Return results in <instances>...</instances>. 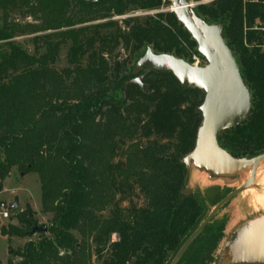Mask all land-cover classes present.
Here are the masks:
<instances>
[{"label": "trees", "instance_id": "1", "mask_svg": "<svg viewBox=\"0 0 264 264\" xmlns=\"http://www.w3.org/2000/svg\"><path fill=\"white\" fill-rule=\"evenodd\" d=\"M169 4L0 0V42L9 49L0 51V185L13 168L36 173L40 211L50 215L47 232L34 233L29 208L10 214L17 224L1 225L0 234L27 240L8 248L17 260L6 264H169L232 191L184 192L182 159L195 145L203 93L156 69L140 74L145 89L130 83L147 47L205 63L175 14L161 10ZM136 11L144 14L129 15ZM194 12L223 25L250 95L249 117L219 132L217 143L234 158L264 153V0H210ZM27 34L35 54L13 42ZM62 48L68 66L56 69ZM230 213L228 201L177 264H218Z\"/></svg>", "mask_w": 264, "mask_h": 264}, {"label": "water", "instance_id": "2", "mask_svg": "<svg viewBox=\"0 0 264 264\" xmlns=\"http://www.w3.org/2000/svg\"><path fill=\"white\" fill-rule=\"evenodd\" d=\"M170 2L172 5L170 11L175 14L178 23L196 42L197 51L203 56L206 64L193 65L171 54L155 53L147 47L144 54L134 64L133 73H138L145 67L148 70L170 71L183 88L198 89L203 93V101L197 107L201 113V122L196 132L195 145L192 152L183 157L184 164L187 156L194 155L200 162L223 172L239 170L248 165L252 167L250 177L241 186L219 200L204 220L183 241L169 262V264H177L187 247L221 207L252 183L258 166L264 162V153L252 158H234L218 145L219 132L236 127L249 117L251 108L249 91L241 79L232 52L223 38V25L221 23L208 24L195 12L191 15L189 10L191 6L187 0H170ZM141 78L142 76L133 79L130 83L138 84L145 89ZM2 208L15 213L19 206L16 202H12L3 204ZM29 215L31 216V213ZM32 232L46 233L47 225L36 224L32 227Z\"/></svg>", "mask_w": 264, "mask_h": 264}, {"label": "rangeland", "instance_id": "3", "mask_svg": "<svg viewBox=\"0 0 264 264\" xmlns=\"http://www.w3.org/2000/svg\"><path fill=\"white\" fill-rule=\"evenodd\" d=\"M190 3V13L193 14L195 7L200 3H206L210 0H187ZM171 2L169 5H166L162 11H170ZM134 14H144L141 11L132 12L129 15ZM125 16L114 17L113 19L117 20L120 24V19ZM13 18L19 20V22H33L30 17L20 18L17 15H14ZM1 24V22H0ZM34 34H27L22 36H17L13 38V42L19 45L29 54H35L34 51ZM43 49H40L39 53ZM0 51L8 53L7 43L0 42ZM123 55V52H121ZM66 48H62L59 51L58 58L55 63L56 69H61L68 66L66 61ZM193 54H191L192 56ZM206 62L202 63L200 66L205 65ZM148 68H144L138 74L136 78L140 77L142 72L147 71ZM142 76V75H141ZM135 78V79H136ZM185 165L187 167V187L184 192L189 194L191 192L199 190L204 191L205 188L213 185L228 187L234 190L241 186L251 175L252 167L250 165L244 166L239 170L223 172L217 169H214L207 165L206 163L200 162L194 155H189L185 158ZM0 201L3 204H11L16 202L19 206L18 210H24L29 208L31 216L36 219L38 225L47 224L50 215L41 213L40 205V185L39 179L36 173H22L18 172L13 168L7 178H5L0 185ZM140 202L139 199H137ZM230 212L233 213V216H230L227 225V238L224 242V250L222 251L220 260L218 264H233V259L235 257V236L231 240V234L236 232V228L239 229V233L243 232V239L246 231H243L245 226H243V221L241 218H250L251 216H262L264 218V162L261 163L254 175L252 183L243 191L235 195L231 200H229ZM213 207H211L212 209ZM210 209V210H211ZM7 210L8 217L3 218L0 216V226L7 225L8 223L17 224L16 218L10 219V214H13L11 210L0 209V212ZM210 212V211H209ZM219 212V211H218ZM241 223V224H240ZM254 225L253 230L255 229ZM230 231V232H229ZM255 231V230H254ZM242 235V233H241ZM256 236H251L248 238V241L252 242ZM112 240L116 239L115 235H112ZM27 238L19 237H7L0 234V264H6L9 258L17 260L16 257L10 254L8 248L16 249L21 247ZM248 245L251 244L247 242ZM250 246V245H249ZM237 247V245H236ZM264 249V245L262 246ZM262 252V250H260ZM243 253V251H242ZM241 258V257H240ZM264 259V257H263ZM243 264H262V258L260 256H250L249 260L244 259ZM248 260V261H247Z\"/></svg>", "mask_w": 264, "mask_h": 264}, {"label": "crops", "instance_id": "4", "mask_svg": "<svg viewBox=\"0 0 264 264\" xmlns=\"http://www.w3.org/2000/svg\"><path fill=\"white\" fill-rule=\"evenodd\" d=\"M230 216H233V213H230ZM262 216H251L250 218H241L243 221V226H245V228L243 229V231H246L244 239H243V232L242 235L241 233H239V229L240 228H236V232H234V234H231V240L233 239V235L235 236V257L233 259V264H243L244 263V259H248L250 258V256H260L262 258V264H264V251L260 252L261 247L264 245V218H260ZM241 224V223H240ZM257 224V226H255V231L253 230L254 225ZM241 230V229H240ZM227 232V231H226ZM230 232V231H229ZM251 236H256L259 238V240H261V245L260 247L257 249L255 248L253 242L248 241V238ZM226 238H227V233H226ZM225 238V240H226ZM225 242V241H224ZM251 243L248 245V243ZM253 246V247H252ZM254 248V249H253ZM243 251V253H242ZM241 257V258H240ZM247 260V261H248Z\"/></svg>", "mask_w": 264, "mask_h": 264}, {"label": "built area", "instance_id": "5", "mask_svg": "<svg viewBox=\"0 0 264 264\" xmlns=\"http://www.w3.org/2000/svg\"><path fill=\"white\" fill-rule=\"evenodd\" d=\"M162 1L164 2L165 0H162ZM161 10H163V9H161ZM262 46L264 47V40H263V45ZM191 60H192L191 64H193V65H199L200 66L203 63L202 59L197 54H193L191 56ZM0 216L3 217V218H7L8 217L7 210L1 211L0 212Z\"/></svg>", "mask_w": 264, "mask_h": 264}, {"label": "bare ground", "instance_id": "6", "mask_svg": "<svg viewBox=\"0 0 264 264\" xmlns=\"http://www.w3.org/2000/svg\"><path fill=\"white\" fill-rule=\"evenodd\" d=\"M252 242H253V244H254L255 248H257V249H258V248L260 247V245H261V242H262V241H261V240H259V238H258V237H255V238L253 239V241H252ZM253 244H251V245H253ZM251 245H250V246H251ZM252 247H253V246H252ZM253 249H254V248H253ZM261 250H262V251H264V249H262V247H261Z\"/></svg>", "mask_w": 264, "mask_h": 264}]
</instances>
